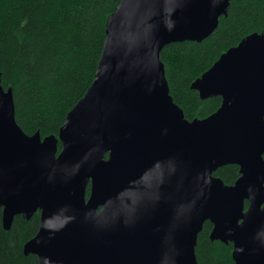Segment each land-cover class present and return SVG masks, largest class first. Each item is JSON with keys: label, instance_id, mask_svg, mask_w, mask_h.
Segmentation results:
<instances>
[{"label": "water", "instance_id": "1", "mask_svg": "<svg viewBox=\"0 0 264 264\" xmlns=\"http://www.w3.org/2000/svg\"><path fill=\"white\" fill-rule=\"evenodd\" d=\"M231 1L121 0L61 150L55 135L20 127L0 73L3 225L41 213L25 252L41 264H198L210 221L236 264H264V36L251 34L192 84L202 99L223 98L204 119L186 118L160 57L211 36ZM230 164L242 175L226 186L213 173Z\"/></svg>", "mask_w": 264, "mask_h": 264}, {"label": "trees", "instance_id": "2", "mask_svg": "<svg viewBox=\"0 0 264 264\" xmlns=\"http://www.w3.org/2000/svg\"><path fill=\"white\" fill-rule=\"evenodd\" d=\"M120 3L0 0L1 81L13 91L16 120L27 134L55 135L61 150L60 130L94 82L108 20ZM253 33L264 36V0H232L211 36L201 42L171 43L161 51L170 93L188 120L207 118L222 106V96L202 99L192 84ZM241 174L236 164L213 173L226 186L235 184ZM2 212L0 207V264H41L36 255L25 252L26 243L40 228V211L29 219L16 216L9 229L3 225ZM212 229L207 221L199 234L198 264H236L233 243L212 240Z\"/></svg>", "mask_w": 264, "mask_h": 264}, {"label": "flooded vegetation", "instance_id": "3", "mask_svg": "<svg viewBox=\"0 0 264 264\" xmlns=\"http://www.w3.org/2000/svg\"><path fill=\"white\" fill-rule=\"evenodd\" d=\"M241 175H242V174H241ZM87 194H88V193H87ZM87 196H88V195H87ZM247 202H248V201H246V203H247ZM246 203H245V204H246ZM248 206H249V203H248ZM246 209H247V207H246Z\"/></svg>", "mask_w": 264, "mask_h": 264}]
</instances>
